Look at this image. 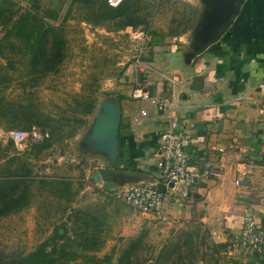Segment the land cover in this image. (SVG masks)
Wrapping results in <instances>:
<instances>
[{"label": "crops", "instance_id": "0c3cea01", "mask_svg": "<svg viewBox=\"0 0 264 264\" xmlns=\"http://www.w3.org/2000/svg\"><path fill=\"white\" fill-rule=\"evenodd\" d=\"M205 3L201 10H211L210 3ZM199 27L176 39L148 44L152 55L142 60L149 71L129 70L133 87L140 85L151 96L167 99L171 108L151 110L132 123V115L141 107L130 97L132 87L112 97L120 109L115 158L86 141L96 109L73 140L86 144L85 159L95 165L90 174L93 186L112 196L131 185L159 188L158 134L170 128L185 131L189 167L212 174L192 185L182 203L166 205L168 220L140 213L146 218L142 224L166 232L199 223L210 238L224 245L231 264H264V254L232 247L243 209H250L264 225V0H244L219 39L197 53L194 43ZM31 145L30 140L14 144L21 149ZM8 153L5 159L17 156Z\"/></svg>", "mask_w": 264, "mask_h": 264}, {"label": "rangeland", "instance_id": "374dc122", "mask_svg": "<svg viewBox=\"0 0 264 264\" xmlns=\"http://www.w3.org/2000/svg\"><path fill=\"white\" fill-rule=\"evenodd\" d=\"M15 1L18 9L27 8L41 15L47 9H53L58 13V19L51 24L61 23L64 28L66 48L61 62L56 63L50 56L48 41L44 43L43 56L37 66L54 68L43 75L30 71L27 56L0 57V94L14 108L22 104L31 112L39 113L40 118L36 120L43 124L42 128L49 135L53 127L54 131L62 132V129H56L57 121L63 122V119L69 120L78 115L83 97L95 98L97 107L102 99L129 92L133 87L128 81L133 77L130 75L134 71V61H143L142 58L152 55L148 46L152 32L161 35L163 41L171 39L168 36L171 30L182 31L188 26L189 29L195 28L204 19L198 14L202 12L203 0H142L145 23L134 28L113 30L107 24L90 23L92 18L87 9L78 4L62 21L69 0ZM2 34L0 27V37ZM7 60L13 61V68ZM48 117L54 121H48ZM26 123L20 118L12 121L7 117L0 118V177L19 169L29 173L28 204L31 201L24 209L0 217V252L25 254L50 236L61 223L67 224V235L73 237V224L67 218L72 217L73 209L88 208L104 223V243L95 252L99 258L109 257V262L104 264H116L120 260L127 264L232 263L223 253L224 247L219 246L218 240L210 238L201 224L193 223L178 230L167 229L166 232L155 231L152 225L149 227L146 224L145 227L142 219L146 218L116 198L115 194V198L110 196L112 200L108 199L109 194L101 193L93 186L90 174L95 165L92 160L85 159L86 144L79 143V138L73 140L76 137L72 136L62 141L52 138L51 146L41 150L40 144L23 149L14 146L8 132L25 129ZM65 129L68 128L65 126ZM8 151L17 156H13L12 160L5 159ZM60 179L70 182L69 203L65 198L53 199L56 197L52 194V186L45 184L49 180ZM13 192L16 193V190ZM31 196H34L33 200ZM163 248L164 255L161 252ZM127 252L128 261L124 257ZM68 264L86 263L76 257Z\"/></svg>", "mask_w": 264, "mask_h": 264}, {"label": "trees", "instance_id": "16d2710c", "mask_svg": "<svg viewBox=\"0 0 264 264\" xmlns=\"http://www.w3.org/2000/svg\"><path fill=\"white\" fill-rule=\"evenodd\" d=\"M76 4L81 8L85 7L87 13L92 18L89 20L93 25L107 24L113 30H120L126 27H136L145 23L144 15L142 14L144 5L142 0H123L116 7L107 5L105 0H69L67 3L65 16L70 13V9ZM58 19V13L53 9H47L43 15L37 11H31L27 8L21 10L16 7L15 0H0V27L3 34L0 37V57L8 58L18 56L24 58L29 57L28 67L30 71L43 75L53 66H37L40 57L43 56L45 49L44 43L48 41L50 56L56 61L61 62L64 57L66 48V40L63 35V25L51 24L52 21ZM190 26L177 31L171 30L169 37L175 38L180 34L185 33ZM151 41L149 45L161 44V35L151 33ZM151 35V36H152ZM7 63L13 68L12 60H7ZM31 74V73H30ZM147 91V90H146ZM81 108L77 112L78 115H73L71 119H63V122H56V129L51 128V135L39 142H31L32 145L40 144L39 150L51 146L50 140L68 139L74 136L79 129L87 123V116L93 113L96 100L91 97H83L80 101ZM7 117L10 121L20 118L26 121L25 129H17L29 131L32 126H36L40 130L43 124L38 123L36 119L40 118V114L31 112L22 104L11 106L3 95L0 94V118ZM48 121H54L47 118ZM72 123H69L71 122ZM52 126V125H51ZM65 126L68 129H65ZM66 130V133L63 131ZM34 147V146H33ZM29 173L21 172L20 169L16 172H10L0 177V217L18 212L28 205L27 195L29 191ZM45 182V181H42ZM47 186H52V194L57 199L65 198L67 203L70 202V182L63 179L49 180L45 183ZM16 190V193L13 192ZM74 194V193H73ZM108 199L112 200L108 195ZM71 213V212H70ZM68 222H72V235H67L68 227L66 223H61L54 229L52 234L41 241L31 251L27 253L6 254L0 252V264H68L76 257H80L86 264H104L109 262V257L104 256L99 258L95 255L104 243L102 236L103 220L99 215L94 214L88 208L73 209L72 217L67 218ZM62 230V232H60ZM224 247V245H219ZM134 247V245H133ZM130 250H128L129 252ZM164 251V248L161 252ZM125 253V260L128 261L129 253ZM164 255V252H163ZM116 264H127L120 260Z\"/></svg>", "mask_w": 264, "mask_h": 264}, {"label": "built area", "instance_id": "2783aa9c", "mask_svg": "<svg viewBox=\"0 0 264 264\" xmlns=\"http://www.w3.org/2000/svg\"><path fill=\"white\" fill-rule=\"evenodd\" d=\"M107 5L116 7L123 0H105ZM133 67L143 73L149 71V65L140 59L134 61ZM130 97L141 105L138 112L131 117V122L136 123L147 116L151 110L164 111L172 107L167 99L153 97L140 85L130 92ZM49 137L46 130H40L32 126L29 131L11 130L8 138L15 145H21L27 141L39 142ZM186 140L185 131L167 129L160 132L157 138V150L155 162L158 171V187H144L131 185L116 191L114 196L129 207L160 221L168 220L165 214L166 205L182 203L188 198L190 187L201 178L209 177L212 173L207 169L198 171L188 165V156L184 150ZM245 175L243 172L241 174ZM238 183V182H236ZM113 195L112 197L115 198ZM242 225L238 236L232 242L233 248H240L264 254V225H260L255 214L250 209L242 210Z\"/></svg>", "mask_w": 264, "mask_h": 264}, {"label": "water", "instance_id": "95a60500", "mask_svg": "<svg viewBox=\"0 0 264 264\" xmlns=\"http://www.w3.org/2000/svg\"><path fill=\"white\" fill-rule=\"evenodd\" d=\"M206 0H203V2ZM211 10L202 11L203 21L199 25V33L194 47L197 53L209 44L217 41L233 18L244 0H207ZM116 100L103 99L98 104L86 141L97 149L105 150L113 158L116 157L119 142L120 111Z\"/></svg>", "mask_w": 264, "mask_h": 264}]
</instances>
